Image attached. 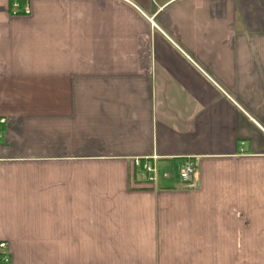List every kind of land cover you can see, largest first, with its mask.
Listing matches in <instances>:
<instances>
[{"label":"crops","instance_id":"obj_1","mask_svg":"<svg viewBox=\"0 0 264 264\" xmlns=\"http://www.w3.org/2000/svg\"><path fill=\"white\" fill-rule=\"evenodd\" d=\"M13 1L7 264H264V0Z\"/></svg>","mask_w":264,"mask_h":264},{"label":"built area","instance_id":"obj_2","mask_svg":"<svg viewBox=\"0 0 264 264\" xmlns=\"http://www.w3.org/2000/svg\"><path fill=\"white\" fill-rule=\"evenodd\" d=\"M30 12L28 3H19L17 0H14L10 5V13L11 14H28ZM5 121L4 118H0V123H3ZM243 142H241V145ZM136 165L139 167L141 173L146 176L148 180H153V172L154 167L151 163L147 162L146 160H137ZM195 174V168L193 163L186 159L184 160L178 168V175L182 183L188 185L191 183L193 176ZM0 250H5V243L0 242ZM8 258L6 252H2L0 254V263L1 264H7Z\"/></svg>","mask_w":264,"mask_h":264}]
</instances>
